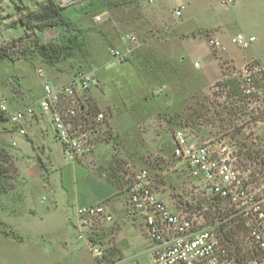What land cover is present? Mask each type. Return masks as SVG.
<instances>
[{
	"label": "rangeland",
	"instance_id": "374dc122",
	"mask_svg": "<svg viewBox=\"0 0 264 264\" xmlns=\"http://www.w3.org/2000/svg\"><path fill=\"white\" fill-rule=\"evenodd\" d=\"M49 1L55 4L53 0H0V101L12 111L28 103L22 98L23 89L38 98L42 87L37 69L52 84L68 82L75 73L87 72L98 81L88 91L92 113L102 111L104 120L95 127L97 134L89 137L95 160L78 166L63 160L60 143L46 120L27 127L6 121L0 113V146L9 148L5 149L17 168L15 189L0 196V232L14 234H0V264H78L80 257L85 261L90 258L81 243L75 246L70 225L75 203L69 199L67 187L73 177L69 170L74 166L93 170L114 186V192L103 200L112 208L120 205L123 187L132 174L143 168L166 203L177 207L202 203L194 179L173 156L172 138L177 130L184 131L197 145L235 141L232 146L241 165L249 163L245 161L248 152L258 153L251 170L255 171V187H260L264 181L263 118L239 97L221 92L222 88L228 92L229 87H223V83L231 79L239 65L224 59L215 46L208 44L213 36L183 38L174 34L168 26L180 20L173 16L165 19V27L150 20L155 30L149 32L138 20L141 10L127 6L128 0L67 3L61 8V22L50 27L27 17ZM176 3L180 1L163 0L162 5L172 11ZM190 7L191 15L177 30L220 26L228 31L223 39L228 53L241 59L249 50L231 42V37L242 30L234 13L224 11L216 0H192ZM22 22L36 28L25 30ZM128 22L133 24L125 26ZM246 29L251 30L248 26ZM126 36L135 39L125 41ZM40 44L59 46L60 60L46 63L37 51ZM127 46L128 55L124 53ZM209 47L212 53L213 49L217 51L218 66ZM112 50L126 55L117 60ZM193 59L199 60L200 69L194 68ZM228 110L235 113L230 115ZM38 125L42 135L36 130ZM18 127H27L26 133ZM43 143L51 148L53 159L49 162L48 154V160L41 159L45 171L37 164ZM52 165L57 170L49 179ZM58 166L69 168L61 176ZM52 183L57 191L55 202ZM121 222L111 234L104 233L111 258L123 257L119 241L139 264H150L149 241L130 222ZM237 236L242 237L241 232Z\"/></svg>",
	"mask_w": 264,
	"mask_h": 264
},
{
	"label": "built area",
	"instance_id": "2783aa9c",
	"mask_svg": "<svg viewBox=\"0 0 264 264\" xmlns=\"http://www.w3.org/2000/svg\"><path fill=\"white\" fill-rule=\"evenodd\" d=\"M53 1L62 7L86 0ZM218 1L223 7L233 2ZM174 13L180 15V9ZM95 19L99 21L100 16ZM134 39L126 36L125 41ZM253 40L244 34L232 39L241 47L249 46ZM209 44L217 46L218 41L209 40ZM129 50L127 47L124 53L128 55ZM112 55L120 60L126 54L112 50ZM193 66L199 67V62H193ZM37 73L42 76L41 69ZM231 79L239 87L240 95L236 96L260 114V123H264V66L247 62L234 68ZM97 84L87 72H77L62 84L42 83L39 99L15 110L9 111L0 101V113L17 125L46 118L65 158L76 162L92 151L89 137L97 134L95 127L104 120L103 112L93 114L89 103V88ZM222 91L227 93L224 88ZM172 141L173 156L194 179L202 203L184 207L166 203L143 168L132 174L123 187L118 208L103 200L75 206L70 223L77 238L85 242L97 264H139L135 258H111L109 254V239L104 233L111 234L123 220L138 228L149 241L150 264H264V181L255 187L251 165L256 157L246 155L249 163L241 165L232 146L235 141L197 145L182 130L175 131ZM237 232L242 237L238 238Z\"/></svg>",
	"mask_w": 264,
	"mask_h": 264
},
{
	"label": "crops",
	"instance_id": "0c3cea01",
	"mask_svg": "<svg viewBox=\"0 0 264 264\" xmlns=\"http://www.w3.org/2000/svg\"><path fill=\"white\" fill-rule=\"evenodd\" d=\"M175 1L176 2L180 1V3H176L177 5H175V7L172 9V11H170V10L168 11L167 9H165V6L162 5L163 0H128L127 6H129V7L132 6L134 9L141 10L140 15H138L139 13H137V16H139L138 20H142V23H140L141 26L144 29H147L149 32H152L155 30V29H153L154 26L152 24H150V20L152 21L153 24L156 23V25H159V26L162 25L165 27V19L167 20L168 17L173 16L172 19L176 18L177 20H180L174 26H170L168 24L169 25L168 30L173 31L174 34H179L181 36H184L183 38H188V37L196 38L198 36V37H203L205 39L208 35L209 36L211 35V36H213V38L208 39V41H207L208 44H209V40L218 41V45L215 47L220 52V55L224 59L229 60L235 66L236 65L241 66V65H243L249 61H257L264 66V0H233L232 4L229 7L221 6L219 4V1L216 0V3L221 8L225 9L224 11L234 13L233 14L234 18L238 21V23L240 24V27L242 29L241 31L237 32L236 34H234L231 37L232 43H234L232 41V39L238 34H244L247 36L254 37V40L247 47H241V46H238L236 43H234L238 48H242V49L248 48L249 49V50L244 51V55L241 57V59H238L237 56H234V55L228 53L226 47L223 45V39L226 35V32H228L227 29H224L220 26H216V27H209V28L208 27L197 28V29L185 31V32H182L180 29H179L180 31L177 30V27L184 23V19L188 18L191 15L192 8L190 7V2L192 0H175ZM175 9H180V15H178V16L175 15V13H174ZM244 14H246V15L244 16ZM162 20H164V22H162ZM129 24H133V23L128 22L127 24H125V26L130 27ZM228 26H230V25H228ZM246 26L250 27L251 30L246 29ZM172 29H174V30H172ZM209 45H211V44H209ZM212 46H214V45H212ZM127 47L130 48V46H127ZM209 49H210V47H209ZM213 50H215V49H213ZM210 53H211L213 59L217 62V66H218L219 60L217 57V51L215 50V55H214L212 53V50L210 49ZM219 59H221V58L219 57ZM194 60L199 62L198 59H193L192 62ZM194 68L200 69L201 63L199 62V67H197V68L194 67ZM36 76L41 81V87H42V83L48 82L47 80H44L42 78V76H40L39 74H36ZM23 87H24V85H23ZM23 90H24V94H22V98H24L25 101H28V103L36 101L37 99H39V97L42 94V88H41V92H40V95L38 98L35 97L38 95L29 93L28 91H26V89H23ZM30 100H32V101H30ZM41 120L42 121L46 120L47 123L50 124L46 118L41 119ZM39 122H40V120H37L36 122H31V123L27 122V123H23V124H25L27 127H29V126L34 127V125L39 124ZM50 126H51V124H50ZM27 127L26 128H23V127L19 128L18 127V128L21 132L26 133ZM36 130L38 131L39 135H42L41 127H39V125H38ZM31 137H32V135H31ZM13 142H14V144H13ZM29 142L32 144V141H29ZM11 145L12 146L16 145V142L14 140L11 141ZM5 148L9 149L8 147H5ZM31 148H32V146H31ZM60 150H61L62 158H63V160H65L66 158L63 154L61 145H60ZM51 153H52L51 148L49 146H47L45 148V145L43 143V146L39 149V157H37V164L40 166L41 169L44 170V168H42L43 165H42L41 159H43V157H45V159L48 160V158L46 157V154H48L50 157L49 162H53ZM86 160H88L90 163L93 162V160H95V151L94 150L76 162H70L67 159L65 161L66 162L68 161L67 162L68 165H78L79 166V164H81V162H84ZM68 168L69 167H67V166H63V167L58 166V170L61 171L60 175L62 176L63 173H66ZM55 170H57V168L53 169V165H52V172L50 171L49 175H48L49 179H50V176L52 175L53 171H55ZM69 171L71 172L73 177H72L71 182L69 183V186L67 187L68 188V197L70 200H72V202L75 203L74 208L77 205L87 204V203H91L94 201H102V200L108 198V196H110L115 190L114 186L112 184L106 182L102 178V176L95 174V173H92L93 170H91V172H90V171H87L83 168H78V167L74 166ZM48 182L51 183L50 180ZM51 185H52V187H50V189L53 190V196H54L53 202H55V196L57 195V191L54 189V184L52 183ZM72 186H74V188ZM55 207L57 208L58 205H55ZM70 208H72V207H70ZM31 211L34 212L33 210H31ZM67 211H68V208H65L64 214H67L66 213ZM72 230L75 233L74 234L75 235V237H74L75 246H77L78 243H81L82 246H84L87 249V251L89 252V255H90L89 256L90 258L87 261H85L83 257H80L81 261L78 264H97L95 258L93 257V255L89 251L85 242L82 240H79L77 238V232L74 228H72ZM117 244H118V248L122 252L123 257L134 258L133 257L134 254H133V256L131 254H128L126 247L121 246L119 241H117ZM76 249L78 250V248H76Z\"/></svg>",
	"mask_w": 264,
	"mask_h": 264
},
{
	"label": "trees",
	"instance_id": "16d2710c",
	"mask_svg": "<svg viewBox=\"0 0 264 264\" xmlns=\"http://www.w3.org/2000/svg\"><path fill=\"white\" fill-rule=\"evenodd\" d=\"M61 8L60 6L55 5L53 2H45L43 6L41 5L37 12L29 14L27 17L32 21H43L44 27L54 26L61 22ZM25 27V30L31 29L34 30L36 27L29 24V22H22ZM37 51L39 55L44 59L46 63H54L60 60L62 50L57 45H43L40 44L37 46ZM213 54L215 55V50H213ZM3 55H0L2 58ZM257 62V61H254ZM223 87H229L227 94L229 96H239L240 91L238 84L235 80L230 79L223 83ZM241 100V97H239ZM228 114H234L235 112H231V110L227 111ZM251 157L255 159L259 154L256 152H248ZM16 175L17 168L13 162V158L11 154L2 146H0V196L6 195L10 191L15 189L16 183ZM3 224V223H2ZM12 235L14 234L11 231L0 232V234Z\"/></svg>",
	"mask_w": 264,
	"mask_h": 264
}]
</instances>
